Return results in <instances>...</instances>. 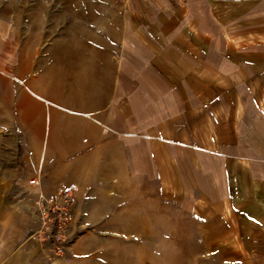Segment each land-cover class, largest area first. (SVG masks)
<instances>
[{
  "label": "crops",
  "instance_id": "obj_1",
  "mask_svg": "<svg viewBox=\"0 0 264 264\" xmlns=\"http://www.w3.org/2000/svg\"><path fill=\"white\" fill-rule=\"evenodd\" d=\"M92 8L78 31L0 35V107L17 121L4 135L0 108V264L83 262L79 238L70 257L33 238L39 194L62 185L76 219L85 202H100L94 216L150 203L158 217L168 203L207 255L264 264V0Z\"/></svg>",
  "mask_w": 264,
  "mask_h": 264
},
{
  "label": "rangeland",
  "instance_id": "obj_2",
  "mask_svg": "<svg viewBox=\"0 0 264 264\" xmlns=\"http://www.w3.org/2000/svg\"><path fill=\"white\" fill-rule=\"evenodd\" d=\"M107 1L122 3L124 0H0V35L9 38L15 31L21 39L29 31L36 34L78 31L80 24L90 27L93 4ZM19 85L22 87L20 96L23 91L30 96L41 95V84H36L40 89L35 88V91L28 90L26 84ZM75 92L72 88L66 98L72 106ZM0 108L4 135L15 136L17 121L7 119L14 118L15 108L8 104ZM18 129L22 132L21 123ZM16 145L20 150L25 147L21 136ZM85 204V210L84 207L81 210L83 215L75 217V232L71 238V245L78 238L82 240L83 262L80 264H228L220 263L218 256L205 253L201 240L188 230L186 221L180 226L174 217L173 222L172 206L168 203L162 205V217L154 215L156 206L150 203L118 202L113 216L93 215L100 202ZM138 213L142 215H134ZM70 256L71 253L67 255Z\"/></svg>",
  "mask_w": 264,
  "mask_h": 264
},
{
  "label": "built area",
  "instance_id": "obj_3",
  "mask_svg": "<svg viewBox=\"0 0 264 264\" xmlns=\"http://www.w3.org/2000/svg\"><path fill=\"white\" fill-rule=\"evenodd\" d=\"M31 183L37 182L32 180ZM75 199V187L67 185L60 186L51 196L39 194L36 202L39 225L33 232V238L47 246L52 256L65 257L70 252Z\"/></svg>",
  "mask_w": 264,
  "mask_h": 264
}]
</instances>
